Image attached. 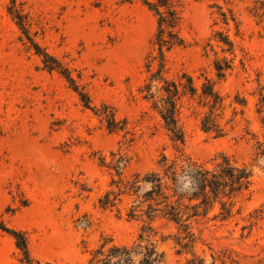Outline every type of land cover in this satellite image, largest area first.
Returning <instances> with one entry per match:
<instances>
[{"label":"rangeland","instance_id":"374dc122","mask_svg":"<svg viewBox=\"0 0 264 264\" xmlns=\"http://www.w3.org/2000/svg\"><path fill=\"white\" fill-rule=\"evenodd\" d=\"M175 1L185 46L165 53L164 76L187 74L197 88L179 102L182 145L171 141L139 92L158 68L156 19L142 0H0V221L24 233L32 257L85 264L104 238L131 245L145 219L127 217L128 196L112 208L100 206L106 192L117 190L112 180L156 169L162 155L209 163L225 154L251 170L233 216L213 219L216 208L192 222V241L158 217L152 240L167 264H264V211L258 212L264 205V0ZM13 11L29 38L70 71L93 110L63 77L44 69ZM217 62L230 66L220 79ZM204 77L222 98L212 112L199 97ZM110 111L126 120V131L107 130ZM206 114L216 118L222 137L201 130ZM111 154L128 161L120 177L101 163ZM19 258L14 240L0 231V264Z\"/></svg>","mask_w":264,"mask_h":264},{"label":"trees","instance_id":"16d2710c","mask_svg":"<svg viewBox=\"0 0 264 264\" xmlns=\"http://www.w3.org/2000/svg\"><path fill=\"white\" fill-rule=\"evenodd\" d=\"M127 1V0H124ZM179 2V1H178ZM175 0H142L143 5L156 19V33L153 45L158 51V68L140 87L142 99L150 105L162 121L171 141L184 143V132L179 125V102L183 96L194 97L197 88L193 78L182 74L179 80H170L164 76L165 53L176 47H184L185 42L178 33L180 16L178 3ZM16 20L17 26L26 36L35 50V55L41 58L43 67L48 72H57L69 84L73 91L78 93L82 105L93 110L89 97L79 92L78 86L65 68L56 58L49 55L34 43L28 36L25 22L16 11L10 12ZM230 47L231 42L224 38L220 40ZM227 62H217L215 71L218 78H223L229 69ZM204 106L210 112L219 108L222 98L215 89V83L204 77L200 95ZM264 109V97L261 100ZM106 128L109 132L126 131V120H117L110 111L104 116ZM200 128L204 133L213 134L215 138L222 137L224 132L216 118L206 114L200 120ZM127 133V132H126ZM109 163L102 158V165L112 168L118 177L121 176V166L125 167L128 161L122 155L117 160L114 154ZM169 161L162 155L157 168L144 174H134L129 180H112L111 187L115 190L106 192L100 199L102 208H112L121 196L133 199L128 210L130 219L144 218L146 225L142 227L137 239L131 245H119L111 238H104L99 246L92 251L85 264H167L164 254L159 251L156 242L152 240L155 233L151 224L158 218H164L176 225L185 233V237L192 241L191 224L199 218H206L216 208L218 212L213 219L226 221L233 216V209L238 197L248 191L251 185V170L239 164L232 157L221 154L209 163H202L190 157H183ZM264 205L258 212L263 213ZM0 231L8 234L15 243L20 254L19 264H53L41 261L31 256L26 237L23 232L10 229L0 221ZM183 238V239H184ZM182 249L187 243L181 244ZM194 264V262H191Z\"/></svg>","mask_w":264,"mask_h":264}]
</instances>
